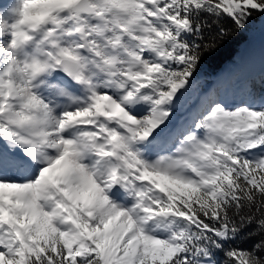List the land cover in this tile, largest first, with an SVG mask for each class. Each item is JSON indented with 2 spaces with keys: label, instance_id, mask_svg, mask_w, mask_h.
<instances>
[{
  "label": "snow or ice",
  "instance_id": "1",
  "mask_svg": "<svg viewBox=\"0 0 264 264\" xmlns=\"http://www.w3.org/2000/svg\"><path fill=\"white\" fill-rule=\"evenodd\" d=\"M264 0L0 4V264H264V66L203 64Z\"/></svg>",
  "mask_w": 264,
  "mask_h": 264
},
{
  "label": "trees",
  "instance_id": "2",
  "mask_svg": "<svg viewBox=\"0 0 264 264\" xmlns=\"http://www.w3.org/2000/svg\"><path fill=\"white\" fill-rule=\"evenodd\" d=\"M263 35L264 27H262L261 21L257 20L254 22L249 33L240 35L236 39L225 45L214 57H212L210 60H207L203 64L201 69L207 72L216 71L221 64L235 59L234 56L239 49L247 46L255 38L258 39Z\"/></svg>",
  "mask_w": 264,
  "mask_h": 264
},
{
  "label": "rangeland",
  "instance_id": "3",
  "mask_svg": "<svg viewBox=\"0 0 264 264\" xmlns=\"http://www.w3.org/2000/svg\"><path fill=\"white\" fill-rule=\"evenodd\" d=\"M1 4V3H0ZM247 49H243L240 52H238L237 58L240 57V62L243 64L244 68L246 69L249 67L251 70V73L253 75H256L257 77L259 76V73L262 69V66H264V59L261 60L260 58H255L257 56H254V59H248L247 58ZM251 52V51H250ZM263 54H264V49H263ZM250 56L253 55V52L249 54ZM228 65L224 66L220 72L225 71ZM219 72V73H220Z\"/></svg>",
  "mask_w": 264,
  "mask_h": 264
},
{
  "label": "bare ground",
  "instance_id": "4",
  "mask_svg": "<svg viewBox=\"0 0 264 264\" xmlns=\"http://www.w3.org/2000/svg\"><path fill=\"white\" fill-rule=\"evenodd\" d=\"M6 2V0H0V3L1 4H3V3H5ZM246 71H248V72H250L248 69H245Z\"/></svg>",
  "mask_w": 264,
  "mask_h": 264
}]
</instances>
